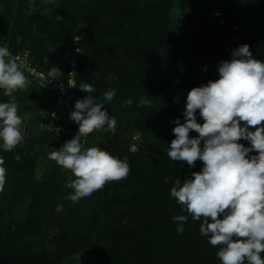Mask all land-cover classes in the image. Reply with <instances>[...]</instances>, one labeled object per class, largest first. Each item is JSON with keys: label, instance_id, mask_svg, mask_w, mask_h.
<instances>
[{"label": "trees", "instance_id": "16d2710c", "mask_svg": "<svg viewBox=\"0 0 264 264\" xmlns=\"http://www.w3.org/2000/svg\"><path fill=\"white\" fill-rule=\"evenodd\" d=\"M192 1L184 0V6H191ZM218 4L220 0H213L184 16L181 42L167 36L173 0H59L50 15L36 13L34 27L15 17L14 37L17 34L22 37L20 43L13 46L14 54L21 53L20 49H29L33 63L47 73L54 66L65 73L64 51L72 46L74 36L81 34L84 56L81 51L78 82L95 88L90 95L104 103L109 115L114 116L126 132L124 137L111 136L101 144V149L114 157L126 158L130 168L137 164L135 171L141 162H151L150 168L139 172V185L134 178L121 183L134 190L131 198L136 210L133 211L126 197L116 195L114 205L125 207L122 217L118 219L113 214L105 218L104 224L113 236L112 244L108 250L97 249L111 264H221L216 255L219 246H211L208 238L199 232L202 220L193 221L170 196L175 179L180 178L183 183L192 172L202 169L203 162L198 160L190 167L187 162L171 161L167 155L175 139L172 132L175 120L185 122L187 95L192 88L219 79L218 65L231 60L232 50L242 44L250 46L254 58L264 61V0H238L239 8L228 0L233 21L222 25L224 28L229 25L225 37L219 35L212 40L206 31L210 29V9ZM243 13L254 29L249 25H245L246 31L239 25L238 29L234 28L237 25L234 21H244ZM8 27L6 23L4 31H8ZM106 77L111 79L106 80ZM31 82L45 96L48 110L47 93L35 81ZM109 88L116 93L111 102L103 99ZM14 95L18 109L21 105L29 108V101L36 99L32 93L24 91ZM129 99L131 105H125ZM196 118L203 124L199 110ZM135 131L141 133L142 141L140 150L133 155L128 148ZM46 133L58 146L60 142H56L53 133ZM189 135L195 138L198 133L190 131ZM27 141L44 143L35 137ZM238 143L251 146L243 139ZM46 154L44 151L43 155ZM17 155L21 157L19 161L14 159ZM0 157L6 169V183L0 192V264H61L62 258L77 247L74 241H68V233L63 228L66 222L61 220L57 222L60 231L55 237L56 247L52 250L47 246L49 205L56 201L54 177L49 180L46 171L37 175L41 157L32 147H15L10 152L1 147ZM162 168L166 178L171 177L167 183L159 179ZM105 201L97 199L93 203L83 232L91 234L94 230V222L100 219L95 209L101 211L107 205ZM57 202L61 204V199ZM62 203L65 206L67 201ZM69 211L73 216L75 208L69 207ZM175 215H188L182 234L176 231L178 224L172 219ZM122 218L128 221L122 222ZM140 224L143 230L138 227ZM141 231L146 233V238L136 241ZM261 258L264 259V253Z\"/></svg>", "mask_w": 264, "mask_h": 264}, {"label": "clouds", "instance_id": "9594fccd", "mask_svg": "<svg viewBox=\"0 0 264 264\" xmlns=\"http://www.w3.org/2000/svg\"><path fill=\"white\" fill-rule=\"evenodd\" d=\"M231 56V60L218 65L219 79L189 91L185 122L175 120L169 159L187 162L190 167L199 160L203 167L183 183L180 178L175 179L170 196L193 221L202 220L199 232L211 246H219L216 255L221 264H264V61L254 58L246 43L232 50ZM47 76L50 82L63 74L54 66ZM27 86L28 79L8 46L0 47V89L10 98L0 103V140L5 152L23 140V121L14 93ZM79 89L88 95L75 102L70 114V119L79 125L78 132L59 150L48 154L49 159L75 177L70 176L64 185L73 190L67 196L72 202L90 197L107 182L120 181L130 173L126 158L114 157L97 146L82 150L83 136L105 126L114 129L117 120L99 98L90 95L95 91L91 84L84 83ZM115 95V90L109 88L103 99L111 102ZM131 103L130 99L125 101V105ZM197 110L203 124L197 122ZM190 131L198 136L190 138ZM241 139L251 146L238 143ZM252 152L258 155H250ZM20 158L14 157L17 161ZM4 164L0 157V192L6 183ZM170 179L166 178L165 183ZM172 219L178 224L177 233L182 234L188 215H175Z\"/></svg>", "mask_w": 264, "mask_h": 264}, {"label": "rangeland", "instance_id": "374dc122", "mask_svg": "<svg viewBox=\"0 0 264 264\" xmlns=\"http://www.w3.org/2000/svg\"><path fill=\"white\" fill-rule=\"evenodd\" d=\"M213 0H193L191 6L185 7L184 0H173L172 8L170 9L169 16H168V28H167V36L176 41L181 42L183 39V18L186 14L190 13L196 7L205 5L207 3L212 2ZM234 4L238 7V0H232ZM59 0H40V2L36 3V0H0V47H3L5 44L8 46L12 55L14 54L13 46L18 45L21 41V35L14 37V26L17 24V19L24 20V23L31 25L34 27V19L36 13L39 14H47L50 15L52 11L58 5ZM240 7V6H239ZM238 7V8H239ZM216 11H220L224 14L229 25L232 23V15L231 11L228 9V0H220V4L213 5L210 9L209 13V23L210 29L206 31V35L210 39L213 40V37L222 35L225 37L228 32L227 28L217 25L214 19V14ZM26 15V17L24 16ZM243 22L238 20L234 21L235 24L239 25V28H243L246 31L245 25H249L254 29V25L248 21L246 15L243 13ZM7 23L10 29L8 31H4L3 26ZM8 27V28H9ZM235 29H238L234 26ZM19 30V28H18ZM7 33V34H5ZM78 41L81 47L82 54L84 56V49L81 46V34H76L73 38V43L70 48H67L64 51L65 61L67 60L74 42ZM61 49V48H60ZM59 49V50H60ZM58 50V51H59ZM21 53H26L28 55H33L29 49L23 48L20 49ZM7 59V58H6ZM64 61V62H65ZM22 70V69H21ZM25 76L28 79V86L26 90H18L17 92H29L32 93L36 97L32 101H29L27 106L29 108H25V105H21L18 109V115L22 118V125L21 131L23 135V140L20 144L16 147H32L34 151L39 152L40 154V161L39 165L37 166V175H41L43 171L47 172V178L49 180L54 177L53 184L55 185L54 194L56 195V201L49 205V212H48V236H47V246L49 249H54L56 247L55 237L59 235L60 227L57 226V222L61 220V222L66 224L63 228L68 233V241H74L76 249H71V253L67 256H64L61 260V264H111L109 260L102 258L97 247L108 250L111 247V237L110 230H108L104 224L105 218L115 214L118 219H121V214L124 212V208L121 205L116 206L113 202L117 200V196L121 198H127L124 200L129 201L132 203L133 211L136 210L134 202L132 201L133 191L132 189L125 187L123 182L131 181V178H134V182L139 185V172L145 171L146 169L151 167V162L147 160L146 162H141L137 168V170H133L134 165L130 168L129 175L120 180V181H109L107 182L100 190L95 191L90 197L81 198L79 202H72L67 199V196L73 191L72 189L66 188L64 185L68 178L72 176L70 170H64L61 166H59L55 161L49 159V153L52 151H57L62 146L61 142L58 146L55 145L54 139L46 133V130L43 128L42 120L47 109V102L46 98L43 94H41L36 87L33 85L31 80L28 78V75L24 70H22ZM9 97L3 94V89H0V103L8 102ZM115 134H121V137L126 136V132L122 130V127L117 122L115 129L111 131H106L101 133L96 137L93 144L91 146H97L100 149L102 143H106V141ZM39 138L44 143L43 145L34 144L28 142V138ZM56 142H59V136L56 134L53 136ZM142 141V136L139 131H135L130 139V144L128 150L134 155V153L140 150L139 143ZM2 140H0V148L2 147ZM46 152V156L43 155V152ZM129 156V155H128ZM127 157V156H126ZM119 158V157H118ZM121 159V158H120ZM159 179L163 182L165 181L166 174L163 171V168L158 174ZM75 179L74 176H72ZM115 184H120L116 186ZM60 188V189H59ZM128 188V189H127ZM60 190L59 194L58 191ZM142 191V189H139ZM52 194V192H50ZM61 199V204L57 202ZM97 199H105L106 206L98 211L95 209L96 213L99 214L100 219L95 223L94 230L91 234H87L83 232L86 229L85 224L87 221V215L91 216V210L93 209V203L97 201ZM62 201H67L66 205L64 206ZM69 207H74L75 211L73 216H71V212L69 211ZM94 211V213H95ZM139 220V219H138ZM128 219L122 218V222H126ZM134 221V220H133ZM135 222V221H134ZM133 223V222H132ZM104 224V225H103ZM134 227V224H133ZM138 227L143 230V225L140 224ZM140 230V229H139ZM75 232H78V235H74ZM92 237L89 239L87 235ZM146 233L140 232V236L135 239L136 241H144ZM73 236V237H72ZM90 245V247L88 246Z\"/></svg>", "mask_w": 264, "mask_h": 264}, {"label": "built area", "instance_id": "2783aa9c", "mask_svg": "<svg viewBox=\"0 0 264 264\" xmlns=\"http://www.w3.org/2000/svg\"><path fill=\"white\" fill-rule=\"evenodd\" d=\"M214 19L219 26L226 23L224 14L220 11L215 12ZM235 27L238 28V25H235ZM12 56L17 59L21 69L27 73L30 79L35 81L47 93L50 107L45 111V120L42 122L43 128L53 133V135L57 134L62 145L74 138L79 125L70 119V114L75 110V102L88 95L79 89L82 84H79L77 76L79 66L82 63V55L78 41L74 42L66 60V71L63 76L50 82L47 72L35 65L28 54L15 53ZM111 130L113 129H108L105 126L83 136L81 138L82 150L90 147L98 135Z\"/></svg>", "mask_w": 264, "mask_h": 264}]
</instances>
